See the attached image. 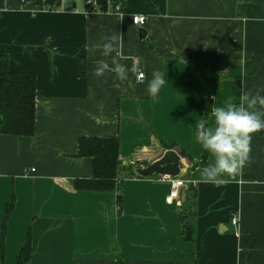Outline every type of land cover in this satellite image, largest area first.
<instances>
[{
  "label": "crops",
  "instance_id": "crops-1",
  "mask_svg": "<svg viewBox=\"0 0 264 264\" xmlns=\"http://www.w3.org/2000/svg\"><path fill=\"white\" fill-rule=\"evenodd\" d=\"M119 33L144 82L130 73L117 89L114 73L92 72L97 60L111 63L93 46ZM0 53L36 82L33 134L0 132V234L13 198L0 264H15L28 236L30 257L20 264H264V130L220 186L199 182L214 156L195 138L213 107L264 88V0H124L105 9L4 0ZM153 70L166 81L156 98L147 93ZM80 135L118 137L117 187L75 188L76 177L93 173L92 157L76 155ZM167 148L188 180L170 202L167 180L135 173Z\"/></svg>",
  "mask_w": 264,
  "mask_h": 264
},
{
  "label": "clouds",
  "instance_id": "clouds-1",
  "mask_svg": "<svg viewBox=\"0 0 264 264\" xmlns=\"http://www.w3.org/2000/svg\"><path fill=\"white\" fill-rule=\"evenodd\" d=\"M104 43L94 45V49H101L103 57H111V63L105 59L95 61L92 75L103 77L106 72L114 73V86L119 89L129 80V74L136 75L137 82H144V73L139 61L123 52V36L121 33L102 37ZM51 42V37L45 38V44ZM57 52L55 48L51 50ZM131 60V66L121 61ZM166 83L164 75L153 70L152 78L147 83V93L156 98L160 89ZM264 88L242 92L239 103H233L229 97L224 106L211 109L212 123L200 121L196 128V141L214 156V162L205 166L201 172L199 182L212 183L217 186L226 184L227 178L234 177L249 159L252 134L264 130ZM214 99V98H213Z\"/></svg>",
  "mask_w": 264,
  "mask_h": 264
},
{
  "label": "trees",
  "instance_id": "trees-1",
  "mask_svg": "<svg viewBox=\"0 0 264 264\" xmlns=\"http://www.w3.org/2000/svg\"><path fill=\"white\" fill-rule=\"evenodd\" d=\"M60 0H33L45 6H54ZM104 9L111 4L121 8L124 0H95ZM4 0H0V7ZM80 72H83L82 66ZM35 73L31 70L10 69L8 57L0 53V132L30 135L35 127ZM76 155H90L93 160V173L89 177H76L77 189H113L118 186L119 176V139L117 136L80 135ZM204 164V160L201 164ZM119 196V194L117 195ZM13 205V198L6 203L0 234V256L4 252V233L6 222ZM183 232L189 237L191 224L183 222ZM31 247L29 236L17 253L16 263L27 261Z\"/></svg>",
  "mask_w": 264,
  "mask_h": 264
},
{
  "label": "water",
  "instance_id": "water-1",
  "mask_svg": "<svg viewBox=\"0 0 264 264\" xmlns=\"http://www.w3.org/2000/svg\"><path fill=\"white\" fill-rule=\"evenodd\" d=\"M145 32L144 28L139 29V35L143 36ZM179 160L180 154L174 148H167L160 157L147 165L135 167V173L138 175L149 173L178 175L180 171Z\"/></svg>",
  "mask_w": 264,
  "mask_h": 264
},
{
  "label": "built area",
  "instance_id": "built-area-1",
  "mask_svg": "<svg viewBox=\"0 0 264 264\" xmlns=\"http://www.w3.org/2000/svg\"><path fill=\"white\" fill-rule=\"evenodd\" d=\"M87 3H95V0H87ZM145 19L146 17L143 14H133L132 15V22L136 24L144 23ZM158 176H159V179L167 180L171 185V189L166 196V200L169 202L172 201L174 197L177 195L179 187L183 185L185 181H188L180 177L179 175L158 174ZM231 221L232 223L237 224L238 217L236 215H233L231 217Z\"/></svg>",
  "mask_w": 264,
  "mask_h": 264
}]
</instances>
